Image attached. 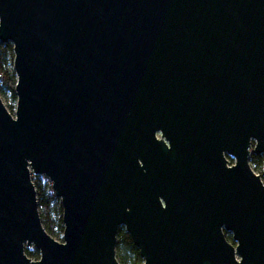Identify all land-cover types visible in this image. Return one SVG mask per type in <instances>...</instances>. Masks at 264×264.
Returning <instances> with one entry per match:
<instances>
[{
    "label": "water",
    "instance_id": "water-1",
    "mask_svg": "<svg viewBox=\"0 0 264 264\" xmlns=\"http://www.w3.org/2000/svg\"><path fill=\"white\" fill-rule=\"evenodd\" d=\"M0 41V264H120L121 228L143 264H264V0H0Z\"/></svg>",
    "mask_w": 264,
    "mask_h": 264
},
{
    "label": "trees",
    "instance_id": "trees-1",
    "mask_svg": "<svg viewBox=\"0 0 264 264\" xmlns=\"http://www.w3.org/2000/svg\"><path fill=\"white\" fill-rule=\"evenodd\" d=\"M14 50L11 43L0 41V94L10 96L14 103L17 102L16 84L17 76L14 71ZM13 114L14 107L8 108ZM251 164L254 171L262 173L264 169V157L253 155ZM264 181V177L262 178ZM37 189L39 209L42 222L46 231L54 238L64 234L63 207L61 200L56 197L52 186L41 176L33 177ZM229 241L233 242L232 236L227 235ZM27 255L32 259H40L38 250H26ZM117 259L120 264H143L140 250L135 246L131 236L124 228L119 230L117 242Z\"/></svg>",
    "mask_w": 264,
    "mask_h": 264
},
{
    "label": "rangeland",
    "instance_id": "rangeland-1",
    "mask_svg": "<svg viewBox=\"0 0 264 264\" xmlns=\"http://www.w3.org/2000/svg\"><path fill=\"white\" fill-rule=\"evenodd\" d=\"M0 86H1V84H0ZM1 97H2V99H3V101H4V103H5V105H6L7 108L14 107L15 108V111H16L17 102L14 103V101L12 100V98L10 96H3V95H1ZM15 111L13 112V114H15ZM228 159L230 160L231 164H234L235 163V159L234 158L228 157ZM251 166H252V164H251ZM252 168H253V166H252ZM257 174L261 175L262 178L264 177L263 176V172L262 173H258L257 172ZM57 240L59 242H64L63 235L62 236H59ZM27 250L33 251V250H36V249L35 248H31V249H27ZM34 260H36V259H34Z\"/></svg>",
    "mask_w": 264,
    "mask_h": 264
},
{
    "label": "built area",
    "instance_id": "built-area-1",
    "mask_svg": "<svg viewBox=\"0 0 264 264\" xmlns=\"http://www.w3.org/2000/svg\"><path fill=\"white\" fill-rule=\"evenodd\" d=\"M35 176V174H33L32 175V179H33V177ZM48 184H50L51 185V183H50V181H49V179L48 178H46V177H44V176H41ZM34 182V181H33Z\"/></svg>",
    "mask_w": 264,
    "mask_h": 264
}]
</instances>
